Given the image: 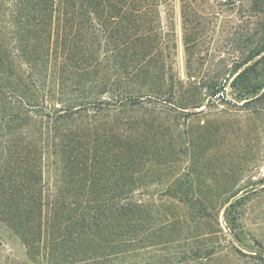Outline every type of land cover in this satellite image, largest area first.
Here are the masks:
<instances>
[{
	"label": "trees",
	"instance_id": "trees-1",
	"mask_svg": "<svg viewBox=\"0 0 264 264\" xmlns=\"http://www.w3.org/2000/svg\"><path fill=\"white\" fill-rule=\"evenodd\" d=\"M169 1L0 0V226L24 248V260L14 264L205 258L191 246L174 263L146 258L150 242L137 238L146 236L151 213L135 201L136 183L148 164L158 167L163 147L133 113L144 88H164L174 101L172 77L156 87L149 80L166 67L153 62L163 50L156 19ZM249 2L264 16V0ZM254 43L225 83L213 78L202 89L209 99L224 98L228 84L243 110L264 117V20ZM242 195L234 193L223 211L238 243L249 198ZM183 199L190 213L210 217L204 204ZM252 258L264 264V256Z\"/></svg>",
	"mask_w": 264,
	"mask_h": 264
},
{
	"label": "rangeland",
	"instance_id": "rangeland-1",
	"mask_svg": "<svg viewBox=\"0 0 264 264\" xmlns=\"http://www.w3.org/2000/svg\"><path fill=\"white\" fill-rule=\"evenodd\" d=\"M262 20L249 0H170L159 10L157 44L163 50L153 63L166 67L154 70L149 80L156 87L172 77L175 90L168 103L164 88H144L133 113L149 122L151 142L163 147L162 164H148L136 183L134 199L151 213L146 236H137L150 242L143 257L174 263L189 246L205 258L175 264H257L252 256H264V181L259 182L264 180V117L243 110L227 83L224 98L209 99L202 89L213 78L225 83L260 36ZM51 161L44 156L43 164ZM50 172L56 176L53 168ZM188 187L193 195L187 198ZM168 190L181 197L170 198ZM238 190L249 197L240 215L242 243L223 219ZM183 198L197 207L204 204L210 217L190 213ZM210 250L212 258L204 255ZM24 258L18 239L0 226V264Z\"/></svg>",
	"mask_w": 264,
	"mask_h": 264
},
{
	"label": "built area",
	"instance_id": "built-area-1",
	"mask_svg": "<svg viewBox=\"0 0 264 264\" xmlns=\"http://www.w3.org/2000/svg\"><path fill=\"white\" fill-rule=\"evenodd\" d=\"M220 97H222V96L220 95Z\"/></svg>",
	"mask_w": 264,
	"mask_h": 264
}]
</instances>
